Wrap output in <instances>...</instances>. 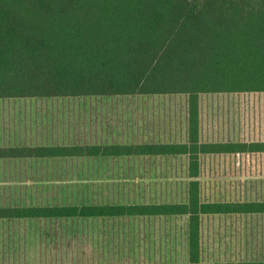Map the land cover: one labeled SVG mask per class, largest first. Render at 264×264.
Listing matches in <instances>:
<instances>
[{
  "label": "trees",
  "instance_id": "obj_1",
  "mask_svg": "<svg viewBox=\"0 0 264 264\" xmlns=\"http://www.w3.org/2000/svg\"><path fill=\"white\" fill-rule=\"evenodd\" d=\"M264 93V0H0V99L186 95L188 144L0 147L19 157L189 155L186 204L0 208L1 218L188 216L189 260L205 262L203 215L264 214V201L204 202L202 154L264 142L200 143V96Z\"/></svg>",
  "mask_w": 264,
  "mask_h": 264
},
{
  "label": "rangeland",
  "instance_id": "obj_2",
  "mask_svg": "<svg viewBox=\"0 0 264 264\" xmlns=\"http://www.w3.org/2000/svg\"><path fill=\"white\" fill-rule=\"evenodd\" d=\"M100 97L36 100L33 103L95 104L101 102ZM123 97L111 98V102L116 100L126 105L141 103L169 107L184 105L188 99L186 95ZM6 102L8 100H0V104ZM29 102L32 103V101ZM200 105L203 110L201 130L205 140L264 141V93L203 94L200 96ZM159 115L166 117V120L160 123L161 126L169 127L174 125L175 115L178 113L176 110L172 112L166 110ZM74 117L71 121L65 120L70 125V130L68 126L66 134L62 131L58 136L56 130L51 133L53 138L48 140L57 142L58 138L63 141V139H75V135L85 136V120L78 119V112L74 113ZM1 124L3 126V123ZM88 130L90 133V129ZM77 138V141L85 139ZM237 159L239 160L235 158L205 160L208 167L223 165V168L216 171L217 175L208 174L205 177L208 183L206 194L220 200L221 198L264 200V156L242 155ZM92 163L93 161L84 159L30 160L24 166L28 172L27 175L23 174L17 178L0 176V205L9 203L28 206L74 205L85 203L87 199L90 201L95 199L96 202L98 200L109 202L108 199H111V202L113 200L145 202L151 199L162 200V197L167 200L181 199L178 196L181 195V183L186 179L184 176L133 175L132 170L128 169L120 171L119 174L117 172L115 175H103L101 172L88 170L94 167L90 166ZM226 164L237 167L239 170L225 168ZM95 166L100 167V165ZM222 172H231L232 177L219 174ZM163 178L169 179L168 182L162 181ZM10 182L13 186L18 185L19 188L21 185V190L6 186ZM252 217H254L253 223L243 225V232L240 225L237 229H233L235 235L231 238L229 236L228 248L224 243L225 238L221 239L222 248L219 246V238L216 242L211 241V245H216V254H212L209 258L205 257L204 260L232 258L231 244L234 241L232 238L236 240V234L242 236L241 233H244L243 243L246 244L244 246L248 245L247 251L244 250L243 257H234V260H264V220L261 219L263 215ZM152 226L156 229L155 232ZM1 227L5 229L4 235L8 239L0 240V264H133L144 262L145 259L152 262L175 260L166 252V244L170 245L168 241L171 242V238L164 233L162 230L164 225L160 223H154L151 226L146 223H136L134 232L132 224L128 222L120 224L107 223L99 219H32L29 220L27 229L24 228L22 232L23 235L29 234L28 239H22L21 243L12 239V235H17L12 234V231H15L13 227L9 229L10 225L5 224ZM160 241L163 242L160 243ZM173 242L177 244L176 240ZM8 244H11V249L6 248ZM178 258L181 261L187 260L180 254Z\"/></svg>",
  "mask_w": 264,
  "mask_h": 264
},
{
  "label": "crops",
  "instance_id": "obj_3",
  "mask_svg": "<svg viewBox=\"0 0 264 264\" xmlns=\"http://www.w3.org/2000/svg\"><path fill=\"white\" fill-rule=\"evenodd\" d=\"M155 97L165 95H138V97ZM174 96V95H166ZM180 96V95H178ZM98 96H88L84 98H91ZM114 98H124L123 96H101L100 103H85L75 105H65L60 103H33L36 100H55L60 98H23V99H0L8 100V102L0 104V147H46V146H73V145H133V146H144V145H166V144H188L189 142V104L187 103L180 106H162L156 104H137L132 103L126 105L123 103L111 102ZM66 99V98H64ZM29 101H32L29 102ZM110 102V103H109ZM175 108V109H174ZM169 110L170 112L176 110L178 115H175L174 125L161 126V122L166 120L165 115L160 116L162 111ZM79 113V120H85V136L75 135V139L69 138L63 139L57 142H50L49 138L52 139L51 133L58 131V136L61 135L62 131L66 134L67 127L70 130V125L67 121H71L74 117V113ZM203 110L200 105V143H222V144H252L254 142L264 141H211L204 139V133L201 130L203 125ZM69 118V120L67 119ZM75 118V117H74ZM3 120V122H2ZM67 120V121H65ZM171 119V123H172ZM3 123V126L2 124ZM160 124V126H159ZM3 127V128H2ZM47 128V129H46ZM62 129V130H61ZM90 129V133L89 130ZM47 131V133L45 132ZM40 133V135H39ZM52 137V138H51ZM77 137L85 138L79 140ZM41 139V141L39 140ZM72 139V140H71ZM48 140V141H47ZM261 154L264 156V152L253 153V152H234V153H221V154H202L199 159L200 171L199 178L197 180L201 185L202 199L204 202H239V203H252L261 202L264 200L254 199H228V198H213L206 194L208 189V183L205 177L210 175H217L220 167H208L205 160L212 158H235L249 156V155ZM246 158V157H245ZM89 160L93 163L88 168L93 172H101L103 175H115L119 174L123 170H132L133 175H144V176H168L181 175L186 179L181 183V195L178 198L180 200H167L162 197V200L157 199L145 202H119L108 199L109 202H98L93 199H87L85 203L74 204V205H44V206H28V205H16V203H9L6 205H0V208H26V207H49V206H82V205H118V206H150V205H171V204H186L189 200V188L193 178L190 175V157L189 155H170V154H133L126 156H84V157H19V158H3L0 159V176L4 177H21L27 175L25 165L30 160ZM236 161V162H237ZM130 162V165H129ZM205 163V164H204ZM95 165H100L97 167ZM225 168L229 167L231 170H239L234 166L224 165ZM233 167V168H232ZM228 168V169H229ZM243 168V167H242ZM209 172H208V171ZM155 171V172H154ZM215 171V172H214ZM227 171V170H225ZM121 173V172H120ZM221 175H230V172L219 173ZM234 174V173H233ZM238 174V173H237ZM241 174V173H240ZM169 179H162V181ZM236 181V179H235ZM232 182V181H231ZM238 182V181H236ZM8 187H13L16 190H21L18 185L13 186L11 182ZM97 199V197H94ZM262 220H264V214H262ZM253 214H225V215H203L200 218L201 222V250L202 258H209L212 254H216V245H211V241L216 242V239H220V248H222V238H225V246L228 248L227 240L230 236L235 235L233 229H237L238 225L253 223ZM38 219V218H33ZM42 219V218H41ZM45 219H60V218H45ZM85 220H103L107 223H124L127 222L132 224L134 230L136 223H146L148 225L161 224L164 225L162 229L164 233L171 238L170 245L166 244V252L169 257H174L175 260L169 259V261H149L145 259L144 262L133 263V264H185L188 263L189 258V217L188 216H171V215H137V216H125V217H95V218H79ZM30 218H1L0 219V240L3 238L8 239L5 235V229L1 227L2 224L10 225L9 229L13 227L15 231H12V239L18 240L20 243L22 239H28L29 234H22L23 229L29 224ZM137 227V226H136ZM6 229L8 227L6 226ZM152 230L155 232V228L152 226ZM138 231V230H137ZM29 232V229H28ZM135 232V230H134ZM117 233V232H116ZM226 234V236H225ZM236 234V240L232 241L231 244V255L232 258L227 260L214 259L204 260L205 262H248L258 260H241L236 261L234 257H243L244 250L247 251L246 244L243 243V235ZM177 241L175 244L173 241ZM163 241H160V243ZM240 242V243H239ZM7 244V243H5ZM7 249H11V244H8ZM185 256L186 261H181L178 256ZM216 256V255H214ZM180 260V261H179ZM232 260V261H231ZM260 261V260H259ZM262 261V260H261ZM264 261V260H263ZM131 264V263H129Z\"/></svg>",
  "mask_w": 264,
  "mask_h": 264
}]
</instances>
